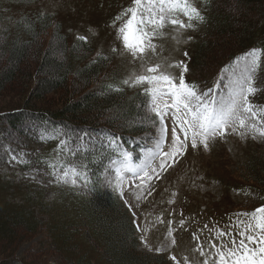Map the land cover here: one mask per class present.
I'll list each match as a JSON object with an SVG mask.
<instances>
[{
	"label": "trees",
	"instance_id": "trees-1",
	"mask_svg": "<svg viewBox=\"0 0 264 264\" xmlns=\"http://www.w3.org/2000/svg\"><path fill=\"white\" fill-rule=\"evenodd\" d=\"M39 1L0 0V92L20 86L16 100L0 106V137L25 152L30 163L22 169L38 168L41 178L0 173L6 194L0 198V264H31L15 254L21 243L41 235L40 249L34 251L40 257H34H50L59 264H167L164 256L141 250L132 213L105 186L111 153L97 155L98 162L90 165L92 183L84 190L49 183L43 161L51 154L54 163L70 159L57 158L59 141L46 138L55 129L69 136L111 133L122 138L125 150L135 145L131 151L136 158L157 128L143 118L140 89L121 85L120 71L111 67L109 58L94 57L89 42L81 46L77 39L68 41L61 22L40 10ZM203 6L208 24L201 38L208 39L194 48L198 69L206 64L204 70L217 69L216 76L221 66L249 50H264V0H208ZM107 85L122 91H109ZM55 94H60V103L48 104L46 98ZM248 163L241 178L264 201V157Z\"/></svg>",
	"mask_w": 264,
	"mask_h": 264
},
{
	"label": "snow or ice",
	"instance_id": "snow-or-ice-1",
	"mask_svg": "<svg viewBox=\"0 0 264 264\" xmlns=\"http://www.w3.org/2000/svg\"><path fill=\"white\" fill-rule=\"evenodd\" d=\"M199 2L207 5L208 0ZM196 3L197 0H131V4L123 8L109 25L116 30L121 45L120 54L127 53L134 62H140V74L133 72L120 83L129 88H139V94L145 97L143 118L151 120L157 128L154 146L143 152L144 158L136 165L132 162L131 151L135 145L125 150L120 137L111 133H99L92 137L87 132L69 136L67 132L55 129V134L50 133L46 138L58 140L54 150L56 155L70 159L63 163L43 161L48 169L46 175L50 184L89 187L94 174L90 165L98 162L97 155L102 158L104 154L111 153L106 166L115 172L117 181L130 179L133 187L138 188L141 185L135 181L139 180L147 188L153 179L161 178V173L167 168L174 167L189 146L193 150L202 147L207 152L211 141L217 138L223 140L227 134H235L241 139L248 136L253 140L264 138V106H257L251 99L260 91L255 86L256 73L264 58V50L253 48L233 60L223 70L224 75L217 83L203 91L186 81L185 75L189 69L184 61L168 64L167 67L163 64L147 66L146 57L149 53L156 54L158 45L154 41L162 38L165 30L172 29L180 34L194 31L198 24L204 23L205 17ZM20 23L27 26L30 22ZM76 39L81 42V46L88 43L86 36L78 35ZM191 39L188 37L189 41ZM112 52L116 53L117 49L113 47ZM184 56L187 58L186 52ZM97 57L100 60L107 59L99 52ZM173 68L179 70L178 76L169 71ZM106 87L109 91H122L120 86ZM169 118L170 142L168 125L165 123ZM165 144L167 151L164 150ZM78 155L81 157L79 160L76 159ZM10 159L25 166L30 163L23 154H10ZM154 162H158V167L154 166ZM122 173L129 175L125 177ZM145 180L147 183H144ZM116 190H119V183ZM135 198L140 199L139 196ZM234 215L235 219L230 218L231 222L226 225L227 231L217 229L215 225L208 229V225H204V229L210 232L206 242L201 241L195 232L192 233V240L196 244L193 251L205 257L203 264H264V206ZM184 225L185 220L182 219L180 227ZM136 228L140 231L139 225ZM141 242H144L143 238ZM170 259L174 264H179L175 256Z\"/></svg>",
	"mask_w": 264,
	"mask_h": 264
},
{
	"label": "rangeland",
	"instance_id": "rangeland-1",
	"mask_svg": "<svg viewBox=\"0 0 264 264\" xmlns=\"http://www.w3.org/2000/svg\"><path fill=\"white\" fill-rule=\"evenodd\" d=\"M130 4L131 0H40L37 3L40 10L55 14L56 19L62 24V31L68 36V41H75L78 35L86 36L94 48L92 53L94 57L98 52L109 57L111 67L120 71L121 80L130 77L133 72L139 75L140 62H134L127 53L120 54L121 45L117 40L116 30L109 25L114 17ZM196 7L200 9L198 2ZM201 25L198 24L194 31H183L180 34L172 29L165 30L164 36L154 41L158 45L157 51L155 55L148 54L147 66L163 64L167 67L168 64L184 61L187 66L190 64L193 68L186 73V80L196 79L200 82L214 76L217 69L205 71L206 64H201L198 69L197 57L196 60L194 58L196 45L208 39L201 38ZM188 37L192 39L189 41ZM44 39L45 43L49 41L48 37ZM113 47L117 49L116 53L112 52ZM187 48L190 50L187 51ZM185 52L187 58L184 56ZM189 52H191V57L188 56ZM30 68L31 73L34 74L37 66L33 63ZM220 70L221 67L219 72ZM169 71L179 75L178 69L173 68ZM221 75H224V72ZM255 86L260 91L254 98H251L252 103L264 106V58L261 59L256 73ZM198 88L203 91L211 87L199 86ZM17 89H20L19 85H11L5 91L0 92V106L16 100L18 91L15 92V90ZM22 90V93H26L29 88ZM24 96L28 97V95ZM60 101V94L46 98L48 104H59ZM165 123L168 125V141L170 142L171 119H167ZM156 135L157 131L154 136ZM153 146L154 140L150 148ZM164 150L167 151V144ZM10 154L17 155L15 148L0 141L1 175H16L17 178L25 175L34 177V179L38 177L36 175L39 174L38 168L23 171L21 164L10 159ZM50 156L49 161L54 163V155ZM262 157H264V138L258 137L253 140L251 136H248L241 139L235 134H227L223 140L217 138L211 141L207 152L202 147L193 150L189 146L179 162L161 173V178L153 179L147 188L139 180L135 181L136 184L141 185L138 188L133 187V181L130 179L117 181L115 172L112 170L107 172L105 184L126 204L132 213L133 220L135 217V225L140 227L138 233L142 251L164 256L167 264H174L170 259L171 256H175L179 264H203L205 257L193 251L196 247L192 240L193 232L200 237L201 241L206 242L210 237L208 229L213 228L214 225L217 229L227 231L226 225L231 222V219H235L234 214L251 212L257 207L264 206L259 193L249 186L250 183L246 182V179L241 178L243 170L249 165L248 162L251 159ZM143 158L142 153L133 164L138 165ZM154 166L158 167V162H154ZM121 175L126 177L129 174L122 173ZM117 183H119V190H116ZM144 183L147 181L145 180ZM2 184L4 185L0 181V198L6 196L1 190ZM136 196L140 199L137 200ZM182 219L185 220L183 228L180 227ZM206 224L208 229H204ZM198 229L204 230L201 232ZM43 236H35L32 240L21 243L15 254L21 258L19 260L23 258L31 264H59L57 260L50 257L42 256L40 259L34 257L38 255L37 253L34 255V251L40 249L37 244ZM173 241H175L174 244ZM92 255L96 258L94 253Z\"/></svg>",
	"mask_w": 264,
	"mask_h": 264
}]
</instances>
